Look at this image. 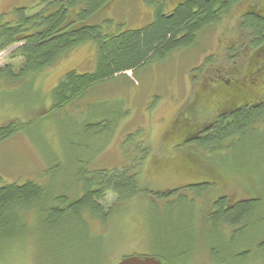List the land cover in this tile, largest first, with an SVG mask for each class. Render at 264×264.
Instances as JSON below:
<instances>
[{"label": "rangeland", "instance_id": "1", "mask_svg": "<svg viewBox=\"0 0 264 264\" xmlns=\"http://www.w3.org/2000/svg\"><path fill=\"white\" fill-rule=\"evenodd\" d=\"M139 1L105 0L89 22L96 21L104 29L138 28L149 19L143 11L139 14ZM171 1L167 0L165 10ZM37 2L0 0V14ZM249 5L264 14V0H239L218 23L198 32L189 51H174L165 61L152 62L158 69L156 74L151 72L153 66L137 75L125 71L126 76L100 82L59 109H50V91L70 69L93 70L92 41L77 44L41 72L14 82L0 81V124H21L0 141L3 182L33 180L53 187L54 195L66 194L72 199L79 194L78 173L90 178L98 170H129L132 175L137 173L138 183L153 193L118 203L113 193H107L103 210L113 207L116 211L119 207L120 214L104 225L90 221L91 230H73V238L72 232L67 236L62 230L40 236L28 223L27 233L18 241L0 243V252L7 253L0 264H84L83 257L92 256L96 257L94 264H116L127 256H143V252L167 247L185 249L181 250V259L189 258L191 264H253L248 258V238L251 233L264 231V125L252 126L255 132L236 149L232 146L238 138L224 142L209 155L205 151L196 153L199 162L203 158L215 163L220 168L216 171L194 169L189 162L193 158L181 161L176 155L187 152L188 143L180 145L167 134L181 110L177 98L188 96L187 72L200 61L201 53L222 52L219 38L230 37L228 28L235 26L236 41H244L241 36L247 33L240 31L235 21ZM137 20L142 22L138 25ZM16 47L13 44L0 52V66L12 64L17 72L20 58L10 57ZM156 94L160 96L154 99ZM234 163L243 166H231ZM174 188L179 189L168 196L154 195ZM196 191L208 198L222 191L249 196L253 202L262 197L251 231L236 235L233 241L223 231L219 233L222 239H218L216 225L206 219L207 205L200 194L194 195ZM62 241L65 245L60 244ZM256 254L259 256L258 251ZM172 255L176 262L180 253Z\"/></svg>", "mask_w": 264, "mask_h": 264}, {"label": "trees", "instance_id": "2", "mask_svg": "<svg viewBox=\"0 0 264 264\" xmlns=\"http://www.w3.org/2000/svg\"><path fill=\"white\" fill-rule=\"evenodd\" d=\"M103 1L105 2V0H38L35 4L21 5L12 8L10 12L0 14V52L16 44L17 47L10 53V57L20 58L17 72L12 64L0 66V81L14 82L41 72L64 57L77 44L87 40L92 41L95 52L93 70L78 72L76 69H70L50 91L52 101L50 109H59L84 95L100 82L121 75L126 76L123 74L125 71H132V75H137L138 69L151 61L160 63L165 61L164 58L172 54L171 52L189 51L197 41L198 32L218 23L224 18L222 15H228L232 9L231 4L237 0H182L171 13L163 15L161 5L149 23L138 28L119 30L104 29L96 21L89 22L101 10ZM33 10L36 11L32 12ZM243 12L238 14V19L235 21L240 25V31L247 33L246 36L243 33L241 38L248 42L247 36L254 37L255 46L262 44L264 14L259 9L256 13L250 11L244 15ZM236 29L228 28L230 37H226V41L232 42L230 40L233 37L236 39ZM229 42L226 45H229ZM222 45H225L223 41L219 43L221 50ZM246 51L248 49L244 50ZM203 53L217 54L218 52ZM246 56H249L248 53ZM208 61L213 62V60ZM200 62L201 59L187 72L190 82L197 83L204 74V68ZM157 71L156 68L153 73ZM198 86L201 85H197L196 89H199ZM197 94L196 91L195 96ZM204 109L205 106L199 110L196 109L193 115H200ZM262 113H264L263 107L256 108L255 113L237 112L232 116L233 122L229 126L217 125L218 128L209 132L210 136H207V139L184 140L179 134L171 135L180 145L188 143V147L201 149L206 147L202 144L207 142L212 150H218L224 142L238 138V142L232 146L236 149L235 147L239 146L238 143L255 132L252 126L256 128L258 124L264 125ZM179 126L181 124L178 125L177 130H181ZM20 127L21 124L17 122L1 123L0 141L11 136ZM205 152L209 155L212 151L205 150ZM192 156L195 160L190 158L192 160L189 162L197 163L196 155ZM180 160L184 161L183 158ZM128 171L116 170L109 173L98 170L90 178L84 173H78L79 194L72 199L66 194L54 195L53 187L33 180L5 183L0 176V243L18 241L23 234L27 233L28 223L40 236H44L46 232L55 233L62 230L67 231L65 232L67 236L72 232L73 238V230L76 232L91 230L90 221L98 220L102 225L108 221L113 222L116 214H120L119 207L116 211L112 210L113 207L107 211L103 210L102 201L107 193H113L117 203L125 202L136 195L153 194L146 186L138 183L137 173L132 175ZM175 191L177 189L159 191L154 195L167 196ZM198 194L200 192L196 191L194 195ZM248 207V205L240 204L231 211L223 212L222 203L219 202L215 206L214 214L211 215V223L214 226L216 219L223 217L229 221L231 227L242 224L249 213ZM216 234L218 239H222V235L217 232ZM90 249L91 247L87 248V250ZM164 250L170 254H179L183 249L167 247ZM93 253L96 252L92 251ZM6 254L0 252V258L5 257ZM95 258L94 256L83 257L82 262L94 264Z\"/></svg>", "mask_w": 264, "mask_h": 264}, {"label": "flooded vegetation", "instance_id": "3", "mask_svg": "<svg viewBox=\"0 0 264 264\" xmlns=\"http://www.w3.org/2000/svg\"><path fill=\"white\" fill-rule=\"evenodd\" d=\"M181 2L182 0H172L169 8L165 10V8L168 7L167 0H150V3L147 0H140L138 3L140 5L139 14H142L143 11L149 19L141 23V25H139V23L142 22V20H137L136 23H138L140 27L149 23L161 5L163 6V15L171 13ZM238 2L237 0L235 3L231 4V7H234ZM145 9L147 12H145ZM256 10L255 6L249 5L243 13L244 15L250 11L256 13ZM233 27L235 26H232V28ZM249 34H251V32ZM219 39V43H221V41L225 43V45H222V52H220V54L203 53L200 63L203 65L204 74L201 75L197 83L190 82L189 80L188 94H186L188 96H185V98L181 100L177 98L176 102L180 103L181 101L182 106L180 112L175 119H173L169 127L170 129L167 131L168 135L179 134L184 140L207 139L206 137L210 136L209 132L218 128L217 125H221L222 127L229 126L233 122L232 116L235 113H255L256 108H264V42L255 46V39L254 37L250 38V36L246 38L247 40L249 39L248 42L244 40L241 44H239V41H236L234 37L230 40L232 42L226 41V37H220ZM228 42L229 45H226ZM237 49L238 51L233 52V50ZM246 49H248V51L244 52ZM247 53L249 56H246ZM241 56L243 59H241ZM208 60H213V62H209ZM152 62L156 63V61H151L145 64L138 69V73L151 66H153L151 70L153 73L156 70V66L154 64L151 65ZM197 85H201L200 87L198 86L199 89H196ZM196 91L198 92L197 96H195ZM156 96H158V94L153 96L154 99H156ZM203 106H205V109L201 111V114L194 116L193 113ZM261 117L262 119L264 118V113L261 114ZM180 124L181 126L179 127L181 130H177ZM202 145H206V147L198 149L197 147L191 146L187 152L182 153V155H177L186 160V158H192V155H196L199 151L206 150L208 152H213L215 150L208 147L207 142ZM201 156L204 155L201 154ZM191 165L194 166V169L197 168V170L200 171H216V169H220L215 163L209 162L203 158L201 162ZM231 166L242 167L243 165L234 163ZM174 189L178 190L179 188ZM200 195L202 197V202L207 205L204 211L206 219L209 221H211V215L214 214L215 206L219 202L222 203L223 212L231 211L240 204L249 206V213L242 224L231 227L227 219L223 217H218V219H216L215 224L218 230L216 232L221 233L226 231L231 241L234 240L236 235L240 237L243 235L244 231H251L256 207H260L263 202L262 197H258L255 203L249 196L231 195L227 191L217 193L212 198H208V196L204 194L202 196L201 192ZM204 199L206 201H204ZM231 241H229V243H232ZM248 244L249 249H247V252L249 253L248 258H250L251 262L253 264H264V231L257 234L251 233L248 238ZM256 251L259 252V256L256 254ZM142 254L144 256H153L166 264H191L192 262L189 258L181 259V253L178 255L175 262L173 259L174 255H172L175 253L170 254L166 252V250L155 249L143 252ZM241 260H245V257L241 258Z\"/></svg>", "mask_w": 264, "mask_h": 264}, {"label": "water", "instance_id": "4", "mask_svg": "<svg viewBox=\"0 0 264 264\" xmlns=\"http://www.w3.org/2000/svg\"><path fill=\"white\" fill-rule=\"evenodd\" d=\"M116 264H166L153 256L131 255L122 258Z\"/></svg>", "mask_w": 264, "mask_h": 264}]
</instances>
